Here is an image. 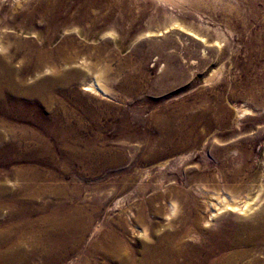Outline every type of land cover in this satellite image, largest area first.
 <instances>
[{
  "label": "rangeland",
  "instance_id": "1",
  "mask_svg": "<svg viewBox=\"0 0 264 264\" xmlns=\"http://www.w3.org/2000/svg\"><path fill=\"white\" fill-rule=\"evenodd\" d=\"M25 1L0 0V22L23 23L25 17L20 5ZM144 2V9L133 10L130 15L116 11L112 20H100L94 33L78 47L80 54L73 62L67 64L58 61L60 69L67 65L81 69L82 74L74 86L93 100L85 99L76 104L64 99L62 103H52L48 108L41 105L39 109L45 116H50L54 111L61 112L65 123H73L72 127L79 128L82 136L79 132L77 135L81 139L96 138V148L104 146L110 148L112 154L120 153V162L117 167L85 172L80 176L72 171L64 178L56 176L49 180L51 182L42 177L39 182L49 184L50 188L42 199L35 198L37 205L46 200L55 202L54 189L62 182L70 185L77 183L81 198L89 199L93 195L101 199L109 195L108 208L112 215L121 212L113 208L117 199L121 201V209L135 212L139 203L144 204L156 193L169 194L174 198L171 189L175 186L185 188L193 181L208 187L224 183L218 177L221 168L227 171L236 169L239 178L244 177L249 185H254L253 191L264 183V0ZM90 25L87 23L85 29L92 28ZM13 29L12 32L22 36H33L29 29ZM5 30L0 27V33ZM69 33L79 34V29L72 28ZM63 36L64 31L54 45H58ZM85 43L89 45L85 46ZM98 46L103 49L99 54L102 59L97 55ZM50 72L45 70L44 75L49 76L52 74ZM97 73L108 96L90 95L81 89L83 82ZM56 94L58 99H63L61 93ZM16 118L11 117L8 122L14 129L18 130L20 125L33 128L31 122ZM159 123H162L161 128L157 127ZM170 126L171 133L166 130ZM185 130H189V135H182ZM7 139L12 140L8 136ZM1 146L0 184L17 187L21 181L18 180L17 170L22 169L24 163L31 165L33 160L2 162L7 155L2 156ZM61 161L62 157L58 156L59 163L55 167H47L41 159L38 169L41 172L58 169L55 171L57 174L65 169ZM75 167L73 170H82L79 165ZM129 177L133 178L132 186L128 188L129 191H122L120 180ZM146 184L148 188L141 191ZM146 207L147 219L165 221L163 218L168 210L157 215ZM7 211L4 208L1 217ZM177 215L169 221H174ZM132 218L135 219L134 216ZM131 227L129 225L131 240L140 239L141 236L131 234ZM134 231L139 233V229ZM147 235L149 231L144 237ZM89 242L90 239L86 244Z\"/></svg>",
  "mask_w": 264,
  "mask_h": 264
},
{
  "label": "bare ground",
  "instance_id": "2",
  "mask_svg": "<svg viewBox=\"0 0 264 264\" xmlns=\"http://www.w3.org/2000/svg\"><path fill=\"white\" fill-rule=\"evenodd\" d=\"M144 1L26 0L20 5L25 17L23 23L0 22V27L6 29L0 33V146L2 156L7 155L2 162L33 160L31 165L24 163L22 169H16L18 180L22 181L17 183V187L0 184V264H264V183L253 191L254 185H249L244 177L239 178L238 171L232 167L230 171L219 168L218 177L224 183L208 187L193 181L185 188L175 186L171 189L174 198L165 193L150 195L144 204L138 202L135 212L121 209V201L117 199L113 208L120 209L119 215L109 213V195L101 199L93 195L89 199L81 198L77 183L55 184V202L46 200L37 205L34 201L49 192V184L39 182L42 177L49 181L56 176L64 178L72 171L80 176L85 172L114 168L120 162V153L112 154L110 148L104 146L96 148V138L81 139L77 135L79 128L72 127L73 123H65L61 112L54 111L45 116L39 109L41 105L48 108L50 104L62 103L64 99L76 104L85 99L93 100L74 86L82 74L81 69L68 65L60 69L58 61L73 62L80 54L78 47L94 33L100 20H112L116 11L130 15L133 10L144 9ZM87 23L92 28L85 29ZM15 27L29 29L33 36L12 32ZM72 28L79 29L78 36L69 33ZM62 31L64 36L58 45H54ZM102 50V46L96 47L97 55ZM45 70L52 74L44 75ZM81 89L90 95L108 96L98 73L84 81ZM57 92L63 99L56 97ZM11 117L31 122L33 128L20 125L16 130L8 123ZM157 125L162 127V123ZM166 130L171 133V126ZM184 133L189 135L190 132L185 130L181 134ZM7 136L12 140H6ZM58 156L62 157L61 162L65 165L59 173L55 172L58 169L48 172L38 169L41 159L47 167H55L59 163ZM77 165L82 170H73ZM132 181V177L121 179L120 189L127 190ZM147 185L141 186V191L148 188ZM73 195L76 196L73 198ZM146 206L157 215L168 210L163 218L168 222L148 220ZM4 208L8 211L1 217ZM176 215L178 217L170 222ZM129 225L132 226L131 234L141 236L140 239L131 240ZM138 229L139 233L134 231ZM148 231V237H144ZM88 239L90 242L86 244Z\"/></svg>",
  "mask_w": 264,
  "mask_h": 264
}]
</instances>
